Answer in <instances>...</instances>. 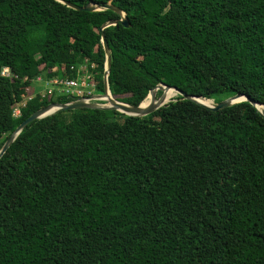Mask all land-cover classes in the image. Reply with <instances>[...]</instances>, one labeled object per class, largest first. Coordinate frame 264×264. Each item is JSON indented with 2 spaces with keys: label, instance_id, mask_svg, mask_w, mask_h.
I'll return each mask as SVG.
<instances>
[{
  "label": "trees",
  "instance_id": "1",
  "mask_svg": "<svg viewBox=\"0 0 264 264\" xmlns=\"http://www.w3.org/2000/svg\"><path fill=\"white\" fill-rule=\"evenodd\" d=\"M62 1L108 2L128 25L101 30L120 18L112 9L0 0V148L35 110L72 101L36 93L13 115L37 76L87 61L103 91L101 32L118 101L165 84L212 105L238 92L264 104V0ZM175 93L144 116L30 121L0 157V264H264V114L247 100L167 102Z\"/></svg>",
  "mask_w": 264,
  "mask_h": 264
},
{
  "label": "water",
  "instance_id": "2",
  "mask_svg": "<svg viewBox=\"0 0 264 264\" xmlns=\"http://www.w3.org/2000/svg\"><path fill=\"white\" fill-rule=\"evenodd\" d=\"M59 1H61L62 3H66L67 6L74 8V9H77V10L96 11V10H100L101 8L112 9L120 15V18L111 20L108 23H106L105 25H103L101 27V30L103 27L108 26V25H112V24H116L117 22H121L126 26L128 25V21L124 18V12H122L118 7L111 5L108 2L104 3L102 5V7L100 8L98 6V4H91L90 3L87 5H83V6H78V5H75V4L67 2V1H62V0H59ZM101 42H102L103 50L105 52V64H104V72H103V93L97 94V98L100 100L106 101V102H102V103L88 102V101H85L83 98H78V99H75V100H72V101H69L66 103H59V102L53 101L51 103L46 104L45 106H43V107L35 110L34 112H32L28 117H26L23 121H21L19 123V125L14 129V131H12V133L7 137V139L4 141V143L2 144V146L0 148V157L3 155V153L6 151V149L9 147V145L12 143V141L15 139L17 134L32 120L45 117L47 115H50V114L58 112V111H63V110H67V109H79V108L111 109V110H117V111L124 113L126 115L144 116V115H147V114L153 112L154 110H156L160 106L166 104V102H164L163 92L159 97H156V91L157 90L163 91L164 89L172 88V89L176 90L178 92V94L181 95L182 97H184L186 99H192V100H194V101H196V102H198V103H200V104H202V105H204V106H206V107H208L214 111L228 107V106H230L236 102L242 101V100L249 101L250 104H252L253 106H255L258 109V107L256 105L260 104V103L254 101L253 99H251L247 95L240 93V92L235 93L229 97H226L225 99L221 100L220 102L214 103L213 105H207V104L201 102L198 99V96L187 94L184 91H182V90H180L174 86H169V85H165V84H157L154 87H152L148 91V94L146 95V97L138 105H130L128 103L118 101L112 96V94L110 93V90H109V86H108V73L110 70L111 56H110V50H109L108 43H107V41L104 37V34L102 32H101ZM102 96H104L106 100L103 99ZM147 97H149V103L145 106H142L141 104L143 103V101ZM240 98H242V99H240ZM261 105H264V104H261ZM259 112L261 114H263L261 110H259Z\"/></svg>",
  "mask_w": 264,
  "mask_h": 264
},
{
  "label": "built area",
  "instance_id": "3",
  "mask_svg": "<svg viewBox=\"0 0 264 264\" xmlns=\"http://www.w3.org/2000/svg\"><path fill=\"white\" fill-rule=\"evenodd\" d=\"M94 67V63H88L87 61H83L81 63L76 64L75 66H70V70H73L75 73V75L72 77L54 76L49 78H42L40 76H37L35 78V81L45 83V86L41 90V95L56 93L58 95H67L72 98V100L83 98L85 101L88 102H101L103 100L98 99L97 94H94L96 90V82L94 74L90 70ZM51 70L54 71L55 67H53ZM1 74L4 76L11 77V72L8 67H3L1 69ZM35 94L36 93H34V89H29L27 87L25 89V94L22 95V101L16 102L14 105L13 115H19V107L25 105V103L28 100L32 99Z\"/></svg>",
  "mask_w": 264,
  "mask_h": 264
},
{
  "label": "rangeland",
  "instance_id": "4",
  "mask_svg": "<svg viewBox=\"0 0 264 264\" xmlns=\"http://www.w3.org/2000/svg\"><path fill=\"white\" fill-rule=\"evenodd\" d=\"M32 85H33V89H34V93H39V94H41L42 93V88L45 86V83L44 82H39V81H35V80H33V82H32ZM37 90V91H36ZM44 93V92H43ZM103 93V91H98V90H95V92H94V94H102ZM177 95H178V92H176L175 93V95L172 97V98H170L167 102H169V101H171V100H173V99H175L176 97H177ZM61 96V95H60ZM31 100V99H30ZM22 101V99L21 100H19V101H17V102H21ZM101 102H103V101H101ZM100 102V103H101ZM260 109V108H259ZM262 113L264 114V109L262 110Z\"/></svg>",
  "mask_w": 264,
  "mask_h": 264
},
{
  "label": "bare ground",
  "instance_id": "5",
  "mask_svg": "<svg viewBox=\"0 0 264 264\" xmlns=\"http://www.w3.org/2000/svg\"><path fill=\"white\" fill-rule=\"evenodd\" d=\"M168 91H176V90H174V89H172V88H170V89H164L162 92H163V94H164V96L166 95V93L168 92ZM177 92V91H176ZM102 98L104 99V96H102ZM240 99H242V98H240ZM92 102H94V101H92ZM103 102H106V101H103ZM202 102V101H201ZM102 103V102H101ZM149 103V97H147L144 101H143V103L141 104L142 106H145V105H147ZM203 103H205V102H203ZM205 104H207V105H212V104H208V103H205ZM257 107H258V109L260 108H262V107H264V105H261V104H257L256 105ZM259 109V110H260Z\"/></svg>",
  "mask_w": 264,
  "mask_h": 264
}]
</instances>
